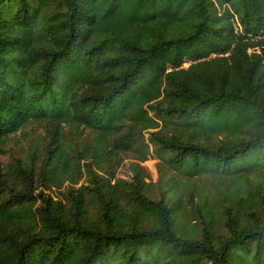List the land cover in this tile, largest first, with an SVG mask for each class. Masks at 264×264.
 <instances>
[{
  "label": "trees",
  "instance_id": "trees-1",
  "mask_svg": "<svg viewBox=\"0 0 264 264\" xmlns=\"http://www.w3.org/2000/svg\"><path fill=\"white\" fill-rule=\"evenodd\" d=\"M89 2L0 0V264H264V0H197L194 32L147 43L91 39ZM85 144L158 220L114 219Z\"/></svg>",
  "mask_w": 264,
  "mask_h": 264
},
{
  "label": "rangeland",
  "instance_id": "rangeland-1",
  "mask_svg": "<svg viewBox=\"0 0 264 264\" xmlns=\"http://www.w3.org/2000/svg\"><path fill=\"white\" fill-rule=\"evenodd\" d=\"M182 1L90 0V37L95 39L101 26L108 21L112 22L121 31L122 37L129 42L147 43L154 35L153 29L158 30L167 40L185 37L194 32L197 27V21L191 13V8L197 0H189L186 3ZM87 136L88 132L75 135L70 128L66 130V139L69 143L74 139H83ZM20 142L23 144L22 147H10L7 161L20 156L23 149L35 147L38 142L46 143V139L33 127ZM83 155L87 162H93L95 171L102 177L99 187L104 191L110 189L114 191L116 202L114 219L117 222H123L129 211L140 218L150 217L153 220H158L156 211L144 209L132 203L130 180L120 169L108 168L109 159L106 154H101L92 144H85ZM148 158L143 166L147 169L149 182L155 183L164 173L159 171L154 151L150 152ZM169 174L175 175V172L171 171ZM9 179L13 180L14 178L10 176ZM54 213L62 219L68 218L66 206L59 200L55 203Z\"/></svg>",
  "mask_w": 264,
  "mask_h": 264
},
{
  "label": "built area",
  "instance_id": "built-area-1",
  "mask_svg": "<svg viewBox=\"0 0 264 264\" xmlns=\"http://www.w3.org/2000/svg\"><path fill=\"white\" fill-rule=\"evenodd\" d=\"M263 39H264V32H263ZM251 52V51H250ZM221 57H228V55H226V56H221ZM189 66V64L188 63H186V64H184V68H187ZM172 71V69H169L168 70V72H171Z\"/></svg>",
  "mask_w": 264,
  "mask_h": 264
}]
</instances>
